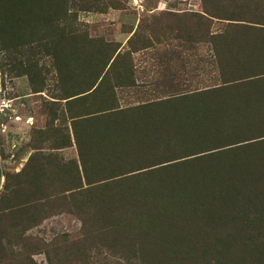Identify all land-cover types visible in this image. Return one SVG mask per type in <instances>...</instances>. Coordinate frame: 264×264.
Returning <instances> with one entry per match:
<instances>
[{"label": "rangeland", "instance_id": "1", "mask_svg": "<svg viewBox=\"0 0 264 264\" xmlns=\"http://www.w3.org/2000/svg\"><path fill=\"white\" fill-rule=\"evenodd\" d=\"M0 264H264V0H0Z\"/></svg>", "mask_w": 264, "mask_h": 264}]
</instances>
